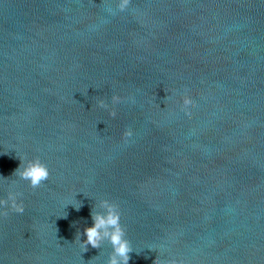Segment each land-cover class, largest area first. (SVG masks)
I'll use <instances>...</instances> for the list:
<instances>
[{"label":"water","instance_id":"water-1","mask_svg":"<svg viewBox=\"0 0 264 264\" xmlns=\"http://www.w3.org/2000/svg\"><path fill=\"white\" fill-rule=\"evenodd\" d=\"M108 7L0 0V198L24 206H0V264H106L76 240L102 199L130 264H264V0Z\"/></svg>","mask_w":264,"mask_h":264},{"label":"clouds","instance_id":"clouds-1","mask_svg":"<svg viewBox=\"0 0 264 264\" xmlns=\"http://www.w3.org/2000/svg\"><path fill=\"white\" fill-rule=\"evenodd\" d=\"M112 2L115 4V9L113 7L105 9L110 15H114L117 10L120 12L125 11L130 0H112ZM112 99L113 101L118 100L117 97H113ZM99 103L101 106L107 107L103 100ZM192 108V100L185 97L183 100L182 115L191 118ZM112 115H115V113H112ZM169 119H175V114H170ZM132 135V129L127 128L122 134V139L128 142V138L132 137ZM19 159L20 165L15 169L14 176L27 181L32 189H36L41 186L43 182L48 180L50 175L49 168L38 156L31 159L19 156ZM22 195L23 194L18 191H9L6 199L0 198V206L10 204L13 210L22 213L24 211L23 202L22 200L18 202V198ZM74 201L75 202H69L66 205L72 204L79 210L80 202L75 199ZM94 208L97 210H93ZM93 209L91 212L93 222L91 226L84 229L83 233L86 238L81 240L79 233L76 237L82 252L87 251L88 245H91L93 248H99L104 241H107L111 245V252L108 254L106 264H130L134 249L126 238L125 230L121 225V213L118 205L107 199H102L98 204L94 205ZM135 251L141 252L138 250Z\"/></svg>","mask_w":264,"mask_h":264}]
</instances>
